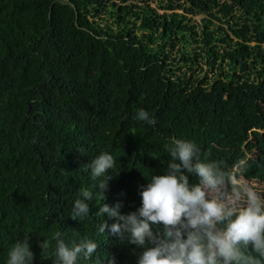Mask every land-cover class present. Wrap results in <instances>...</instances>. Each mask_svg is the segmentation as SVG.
Wrapping results in <instances>:
<instances>
[{
	"label": "trees",
	"instance_id": "1",
	"mask_svg": "<svg viewBox=\"0 0 264 264\" xmlns=\"http://www.w3.org/2000/svg\"><path fill=\"white\" fill-rule=\"evenodd\" d=\"M261 104L264 0H0V264L25 236L32 264H55L57 232L98 244L78 264H138L144 249L96 216L98 181L82 166L113 155L102 203L121 214L166 173L171 137L219 147L226 169L244 159L243 179L264 183V122L251 116ZM141 108L155 124L134 119ZM82 187L94 198L76 220Z\"/></svg>",
	"mask_w": 264,
	"mask_h": 264
},
{
	"label": "clouds",
	"instance_id": "2",
	"mask_svg": "<svg viewBox=\"0 0 264 264\" xmlns=\"http://www.w3.org/2000/svg\"><path fill=\"white\" fill-rule=\"evenodd\" d=\"M134 119L155 124L143 108ZM165 148L169 154L166 173L148 178L149 183L141 186L142 206L129 214H121L119 203L114 207L102 203L109 179L106 174L115 169L113 155L102 152L82 166L98 181L96 216L107 213L116 220L111 234L144 249L138 264H264V197L243 179L246 161L239 159L226 169L221 162L210 160V153L202 156L195 142L178 137H171ZM189 174H195L198 182L190 184ZM93 198V191L82 187L71 217L85 219ZM108 228L105 221L97 225L100 234ZM61 237L57 232L51 238L55 264L93 260L98 248L95 241L84 238L77 243L73 239L69 245ZM51 241L46 238L40 244L42 258H50ZM33 259L29 236L17 240L7 254V264H32ZM94 264H102L99 257Z\"/></svg>",
	"mask_w": 264,
	"mask_h": 264
},
{
	"label": "rangeland",
	"instance_id": "3",
	"mask_svg": "<svg viewBox=\"0 0 264 264\" xmlns=\"http://www.w3.org/2000/svg\"><path fill=\"white\" fill-rule=\"evenodd\" d=\"M199 17H200V15L195 16L196 19H198ZM200 98H202L204 100L203 104H208V102H209V104H211V102H212V97H210V96L200 95L199 99ZM251 116H252V118H254V120L256 122H264V104H261L259 108L254 109L252 111ZM191 138L193 140H198L193 135H191ZM194 142L197 143L196 141H194ZM204 153H210V156H209L210 160L219 161L221 163L224 159H228L227 155L225 153H223V151L215 145H202V149H201L202 156ZM225 166L228 167L229 165L226 164V165H224V167ZM245 181L251 185H255L257 191L260 193V195L262 197H264V183L257 182V181H248V180H245Z\"/></svg>",
	"mask_w": 264,
	"mask_h": 264
},
{
	"label": "water",
	"instance_id": "4",
	"mask_svg": "<svg viewBox=\"0 0 264 264\" xmlns=\"http://www.w3.org/2000/svg\"><path fill=\"white\" fill-rule=\"evenodd\" d=\"M66 2H69V0H65Z\"/></svg>",
	"mask_w": 264,
	"mask_h": 264
}]
</instances>
